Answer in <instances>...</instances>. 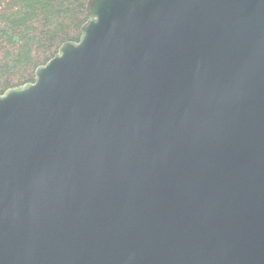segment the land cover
<instances>
[{"label": "water", "instance_id": "water-1", "mask_svg": "<svg viewBox=\"0 0 264 264\" xmlns=\"http://www.w3.org/2000/svg\"><path fill=\"white\" fill-rule=\"evenodd\" d=\"M0 95V264H264V0H88Z\"/></svg>", "mask_w": 264, "mask_h": 264}, {"label": "trees", "instance_id": "trees-1", "mask_svg": "<svg viewBox=\"0 0 264 264\" xmlns=\"http://www.w3.org/2000/svg\"><path fill=\"white\" fill-rule=\"evenodd\" d=\"M88 0H0V95L34 82L67 42L77 43Z\"/></svg>", "mask_w": 264, "mask_h": 264}]
</instances>
